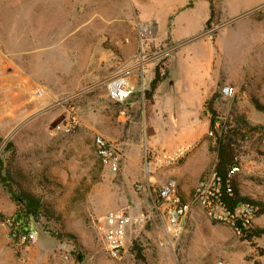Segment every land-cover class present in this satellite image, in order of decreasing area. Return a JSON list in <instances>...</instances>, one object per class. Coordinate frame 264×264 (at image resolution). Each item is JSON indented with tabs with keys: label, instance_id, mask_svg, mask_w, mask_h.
<instances>
[{
	"label": "rangeland",
	"instance_id": "374dc122",
	"mask_svg": "<svg viewBox=\"0 0 264 264\" xmlns=\"http://www.w3.org/2000/svg\"><path fill=\"white\" fill-rule=\"evenodd\" d=\"M210 1L214 18L207 27L203 0H0V215L11 219L23 207L17 198L31 194L41 204L43 223L36 226L30 218L32 234L23 245L0 225V264H264V236H254L264 229V214L249 209L247 237L195 204L184 235L172 242L149 195L181 179L180 193L191 201L216 163V135L228 131L240 168L235 190L264 206V4L225 20ZM173 10L190 14L180 32L186 45L181 52L207 57L200 39L218 43L217 64L232 82H220L216 115L208 106L204 111L207 120L218 122L213 136L204 119L195 123L206 132L199 144L205 146L203 173L193 148L173 164L150 149L144 91L151 68L155 75L164 71L179 50L171 35ZM124 78L137 84L118 103L108 84ZM224 86L235 88L234 97L220 99ZM98 134L122 143L117 174L96 153ZM133 150L139 168L127 171ZM109 211L133 219L118 259L108 253L101 221Z\"/></svg>",
	"mask_w": 264,
	"mask_h": 264
},
{
	"label": "crops",
	"instance_id": "0c3cea01",
	"mask_svg": "<svg viewBox=\"0 0 264 264\" xmlns=\"http://www.w3.org/2000/svg\"><path fill=\"white\" fill-rule=\"evenodd\" d=\"M203 2L205 3L203 19L207 24L213 4L210 0H203ZM214 4L218 6L216 12L223 16L222 19L230 20L238 13L250 12L262 7L264 0H214ZM172 13H174L175 19L171 35L173 40L179 43V50L173 53L167 68L161 72L162 79L150 101L148 115L150 116L149 127L152 130L150 149L160 158L169 156L176 159V157L184 156L193 148L192 156L202 157L198 159L197 166L198 171L203 173L207 168L204 160L205 146L199 144L206 132L201 134L197 131L195 123L198 118L204 119L206 130L210 127V121L204 117V111L213 95L217 93L220 82L223 80H226V83L232 82L223 79L222 68L217 64L216 57L221 55L218 43L214 44L209 39H200L203 42L200 44L201 47H206L209 50L207 57L198 54L191 57L186 52H181L186 45L180 43L182 37L180 32L191 22L190 14H181L180 10L178 12L173 10ZM127 50L131 51L132 48L127 47ZM6 76L7 74L5 78ZM154 78L155 74H149L147 86ZM130 79V83L135 87L136 78ZM138 155V151H129L125 161L127 171L139 168V163L136 160ZM187 164L191 165L192 161L188 159ZM178 181L179 184H183L181 179Z\"/></svg>",
	"mask_w": 264,
	"mask_h": 264
},
{
	"label": "built area",
	"instance_id": "2783aa9c",
	"mask_svg": "<svg viewBox=\"0 0 264 264\" xmlns=\"http://www.w3.org/2000/svg\"><path fill=\"white\" fill-rule=\"evenodd\" d=\"M140 27L145 33L149 34V25L142 24ZM167 50V54L174 52L173 49L167 48L166 51ZM141 56L142 59H145L144 53H142ZM152 70L153 68H151L149 74H152ZM145 75V72L141 71L142 78H144ZM125 80V78L122 80H115L108 84L111 97L118 103L126 102L134 91V85H132L130 81L127 82ZM118 81L122 82L118 87H111ZM145 89L146 86L142 85V90L144 91ZM235 93L236 90L234 87L224 86L220 91V99H230L234 97ZM217 126L218 123L215 128H217ZM64 131L71 132V128H65ZM209 135L213 136V131H210ZM94 143L96 153L101 159L103 165L110 173L117 174L120 171L123 162L122 146L120 143L101 134H98L95 137ZM163 160L170 164L176 162V159L169 156H164ZM239 170L240 168L238 165L233 166L224 180L213 168L198 182L191 201H186L182 197L179 183L176 180H170L164 183L155 191V194L149 191L154 210L159 215L161 213L163 219H165L166 237L172 242H176L184 235L186 222L195 204H202L212 219L235 226L237 217L232 214L222 200V184H226L225 191L232 197L234 195L233 176ZM141 189H143V187H140V190ZM249 209L252 210L251 213H253L254 210L252 206L247 205L244 209L245 213L243 215L245 222L249 221L246 217ZM101 221L106 226L105 242L108 253L112 258L118 259L125 252L127 231L129 226L132 225L133 219L128 215L109 211L101 218ZM0 225L8 227L11 238L19 242L21 245L30 240L32 230L26 235H18L13 230L11 219L3 218L2 215H0Z\"/></svg>",
	"mask_w": 264,
	"mask_h": 264
},
{
	"label": "trees",
	"instance_id": "16d2710c",
	"mask_svg": "<svg viewBox=\"0 0 264 264\" xmlns=\"http://www.w3.org/2000/svg\"><path fill=\"white\" fill-rule=\"evenodd\" d=\"M214 18V10L213 6L211 7V16L210 19L207 22V27L212 23V20ZM162 76L161 72L159 69L156 70V75L155 78L151 81L149 85V89H146L144 91V97H145V106L147 108V113L149 114L150 111V101L154 95V91L158 85V83L161 81ZM218 99V94L215 93L208 103V108L212 112V114L215 116L216 112L214 110L215 103ZM217 120L215 118H212L210 121V130L214 131ZM233 136L234 134L230 132H226V134L223 135H216V144L214 151L217 153V160L214 165V169L218 172V174L225 180L227 177L229 170L235 166L238 165L235 161V148L233 147ZM0 171H3V166L0 164ZM234 187V183H233ZM226 184H222V200L225 203V205L228 207V209L232 212L237 217V221L235 224V227L240 230V232L244 235L248 236V230L246 229L243 224H245V218H240V215H244L245 211L244 209L247 207V205H250L253 207V213L254 216H259L264 214V206H260V204H257L255 202L251 203L250 201L241 198L234 187V195L231 197L229 196L226 191ZM16 202H21L22 203V208L19 209L14 213L12 216L11 220L13 223V230L18 234V235H26L28 234L31 230V215L33 211L39 210L41 208V204L39 200L34 197L31 194H21L19 198H17ZM262 207V208H261ZM261 209V211L259 210ZM242 213L238 216V212ZM255 237H261L264 236V229L257 230L254 234ZM16 241V240H15Z\"/></svg>",
	"mask_w": 264,
	"mask_h": 264
},
{
	"label": "water",
	"instance_id": "95a60500",
	"mask_svg": "<svg viewBox=\"0 0 264 264\" xmlns=\"http://www.w3.org/2000/svg\"><path fill=\"white\" fill-rule=\"evenodd\" d=\"M31 217L34 225L38 226L43 224L38 210L33 211Z\"/></svg>",
	"mask_w": 264,
	"mask_h": 264
},
{
	"label": "bare ground",
	"instance_id": "6f19581e",
	"mask_svg": "<svg viewBox=\"0 0 264 264\" xmlns=\"http://www.w3.org/2000/svg\"><path fill=\"white\" fill-rule=\"evenodd\" d=\"M121 83H122L121 81H118V82L114 83L111 87H113V88L118 87Z\"/></svg>",
	"mask_w": 264,
	"mask_h": 264
}]
</instances>
